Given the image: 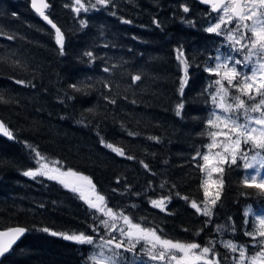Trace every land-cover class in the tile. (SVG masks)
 I'll return each instance as SVG.
<instances>
[{"label": "trees", "instance_id": "1", "mask_svg": "<svg viewBox=\"0 0 264 264\" xmlns=\"http://www.w3.org/2000/svg\"><path fill=\"white\" fill-rule=\"evenodd\" d=\"M47 2L63 54L28 0H0V119L13 136H0V228L26 229L0 264H85L86 245L59 234H95L96 211L79 193L24 175L37 152L88 177L107 207L165 239L212 241L220 262L229 256L220 240L250 252L243 209L264 205V193L243 185L239 161L222 165L211 218L191 207L203 199L197 153L210 131L207 87L214 76L204 69L221 45L204 29L205 7L195 0H82L88 10L76 13L74 0ZM178 50L188 61L183 92ZM162 198L164 211L150 202Z\"/></svg>", "mask_w": 264, "mask_h": 264}, {"label": "snow or ice", "instance_id": "2", "mask_svg": "<svg viewBox=\"0 0 264 264\" xmlns=\"http://www.w3.org/2000/svg\"><path fill=\"white\" fill-rule=\"evenodd\" d=\"M31 3L36 12L52 24V21L45 15L44 10L49 7L45 0H31ZM108 3L109 0H96L98 5H107ZM201 3L210 5L211 11L217 13V22L211 24L206 31L219 36L225 35V29H227L226 39L233 46L231 51L246 50L243 60L234 59L232 56L221 59V56L218 55L215 58L217 61L215 67L204 69L218 77L214 81L215 91L210 95L214 109L219 111L212 112V118L208 120V125L210 128L219 129V131L209 132L212 141L207 145L210 150L209 154L197 153V156H200L204 161L203 165L198 166L201 172L206 173L205 179L201 182L204 201L200 203L192 201L191 207L197 213L211 218L212 207L219 201L223 189V180L213 179V174L224 172L225 169L221 165L230 163L239 166L238 161H243L242 167L246 172L242 181L243 185L264 193V175H262V170H264V0H201ZM74 5L72 10L76 13L88 10L82 0H74ZM184 11L187 12L188 8L185 7ZM232 24L235 25L234 28H227ZM81 26H84L83 20ZM52 27L56 29V43L61 46V54H63V35L55 24H52ZM11 38L9 37V39ZM236 45L239 47H235ZM86 54L92 55L91 53ZM253 57H255L254 61ZM177 59L185 73L184 78L180 81V90L183 92L187 81L188 61L184 58L182 50H178ZM229 60L233 61L231 65L228 64ZM237 66L248 67L250 74L241 72ZM104 70L108 71L107 68ZM139 79V76L133 77L134 81ZM225 82H227L226 85ZM17 83L23 82L17 81ZM230 89H235L239 95L231 94ZM243 97H247V100L252 103H247ZM182 107V104L178 105L177 115L180 114L179 109ZM252 113L256 115H251ZM241 118L243 122H241ZM0 133L12 138V133L3 123H0ZM220 137L223 139H219ZM101 143L118 155H124L122 149L106 144L103 140ZM216 148L221 150L212 153L211 150ZM33 151L35 150L33 149ZM249 152H253V154L249 155ZM36 155L39 167L36 170L24 172L25 176L35 178L37 175H44L48 179L57 180L65 188L79 193L80 199L84 200L89 208L95 209L97 213L106 217V219L100 220V225L106 230L108 238L101 237L102 243L98 246L102 250L107 248L111 255L105 256L103 251L94 254L90 257L93 264H119L117 259L121 256L119 250L132 252L141 242L147 246L145 252L149 260L157 261L159 264H220V261L216 259L217 253L214 251V247L201 246L196 242H180L163 238L156 229L134 223L132 218L123 212L117 213L107 207L105 197L96 193L95 185L88 177L72 170L61 171L58 167H49L47 163H40L44 159L40 153L37 152ZM128 158L132 159V157ZM145 167L147 168V165ZM212 189L215 190L212 191ZM92 196L95 197V200L91 198ZM167 199L162 198L150 202L153 207L164 211ZM184 199L187 200V197ZM201 203L203 207H201ZM251 211L249 208L244 215L249 216ZM118 220H122L126 227L118 228L116 223ZM257 220L259 227L253 232H245V235L252 237L253 240H256L257 237L264 238V216L257 217ZM245 223L247 224L248 221L246 220ZM222 227L217 226V230L219 231ZM25 231L26 229L22 227H16L6 232H0V256L7 253ZM43 231L49 230L45 228ZM115 232H119V237L113 234ZM51 234L58 235L55 232ZM59 235H62L65 240L80 244L91 245L94 243V237L84 233ZM258 243L264 245V239L259 240ZM209 244L211 245L212 241H209ZM224 247L233 252L238 250L237 245L231 241L224 242ZM239 253L240 260L237 261V264H243L245 260L248 261V264H264V247L251 257L246 255L244 246H240Z\"/></svg>", "mask_w": 264, "mask_h": 264}, {"label": "rangeland", "instance_id": "3", "mask_svg": "<svg viewBox=\"0 0 264 264\" xmlns=\"http://www.w3.org/2000/svg\"><path fill=\"white\" fill-rule=\"evenodd\" d=\"M216 17H217V13L212 15V16H208L206 18V21L204 22V29L206 30L211 24H214L217 22L216 20ZM235 25L232 24V25H228L227 28H234ZM226 31L227 29H225V35H219L220 36V40H221V45L218 47V49L216 50V52L214 53V55L212 56L211 58V62L210 64L206 65V67H215L217 61H216V57L219 55L221 56V59H225L226 57L228 56H232L234 59H240V60H243L244 58V55H246V50H243V51H240V52H233L231 51V48L233 47L232 45L229 44V42L227 41L226 39ZM235 47H239L238 45H236ZM255 60V57H253V61ZM233 63L232 60H229L228 61V64L231 65ZM205 67V68H206ZM241 72L243 73H249L250 74V70L248 67H243V66H237ZM213 79L208 83V87H207V91H208V95H209V101H210V114L208 116V119L207 121L212 118V112L213 111H219L217 109H214V106H213V103H212V100H211V95L210 93L214 92L215 91V88L216 86L214 85V81L216 79H218V77H216L215 75H213ZM182 78H184V74L182 76ZM227 82H225V85H226ZM211 86V87H210ZM230 92L231 94L233 95H239L238 92H236L235 89H230ZM247 103L251 104L252 101H248L247 100V97H243ZM251 115H256L255 113H252ZM241 122H243V119L241 118ZM210 131H219V129H216V128H210ZM209 131V132H210ZM219 139H223V137H220ZM212 141H211V137L210 135L208 136V139H207V142L205 143L204 145V148L201 152V154H209V149L207 147L208 144H210ZM245 147H249V146H245ZM221 149L219 148H216V149H212L211 152L214 153L216 151H220ZM253 152H249V155H252ZM44 158V157H43ZM37 155L35 156L34 160H35V165L33 166V168L31 170H36L38 167H39V164L37 163ZM40 163H47L49 165V167H58L56 165V163H54L53 161H49V160H46L45 158L43 160L40 161ZM241 167H242V164H243V161H239ZM204 164V161L202 160V158L199 156V165H203ZM222 166V165H221ZM243 169V167H242ZM61 171H64L60 168ZM249 172L251 170H248ZM246 172H245V169H243V176H245ZM262 175H264V170H262ZM30 177V176H28ZM206 177V173L202 172V180L205 179ZM33 178V177H31ZM44 178H47V176H44V175H37L34 179H44ZM213 179H217L219 180L220 179V174H213ZM215 189H212V191H214ZM86 194H88L86 192ZM93 200H95V197L92 196L91 197ZM160 200V199H159ZM204 201V195H203V199L200 201V202H203ZM198 202V203H200ZM87 204V203H86ZM88 206V204H87ZM201 207H203V204L201 203ZM89 208V207H88ZM249 206L245 207L243 209V214L245 213L246 210H248ZM90 211H92L91 208H89ZM251 213L249 214V216H245L244 215V220L248 221V224H249V232H253L254 230H256L258 227H259V224H258V220H257V217L259 216H264V205H261L260 208L258 209H252L251 208ZM196 211V210H195ZM101 219H106V217L102 216L100 213H97L96 212V217H95V213L93 215V220H94V223H93V226L92 229L96 228L95 230V234H93L92 236L94 237V243L89 245V244H83V245H86L87 247V250H86V253L84 255V263L85 264H93V261L90 259V257L94 254H98L100 253L101 251L104 252V255L105 256H108V255H111V253L108 251L107 248H104L103 250L98 246L100 243H102L101 241V237H104L105 239L108 238V235L106 234V230L104 229V227L102 225H100V220ZM117 226L118 228L119 227H126L122 220H118L117 222ZM71 234H79V233H71ZM69 234V235H71ZM115 235H117L119 237V232H115L113 233ZM252 238V237H251ZM261 239H264V238H261V237H257L256 240H253L251 239V244L253 243L254 245H252L251 247V251L250 252H247V247H245L246 249V255L251 257L253 255H255L256 252L260 251V249L262 247H264V245L262 244H259V243H256V241H259ZM226 241H229V240H220V243L224 246V242ZM232 243H234L235 245H237V251L236 252H233L229 249V256L224 259V261L220 262V264H237V261L240 260V253H239V248L240 246H243V245H239L238 243L236 242H233L231 241ZM80 244V243H78ZM203 246H208V247H212V244L210 245L209 243L206 244V245H203ZM146 245L143 244V242H141L140 244H137L136 248L132 251V252H127V251H124L123 249H120L119 251L121 252V256L118 257V261H119V264H132V263H143V264H159V262L157 261H151L149 260L148 256L146 255ZM211 256V254H209ZM217 259V257H216ZM243 264H248V261L245 260L243 261Z\"/></svg>", "mask_w": 264, "mask_h": 264}, {"label": "water", "instance_id": "4", "mask_svg": "<svg viewBox=\"0 0 264 264\" xmlns=\"http://www.w3.org/2000/svg\"><path fill=\"white\" fill-rule=\"evenodd\" d=\"M199 2H201V0H198ZM45 2L48 4V2L45 0ZM28 3H29V7H30V9L34 12V13H36L38 16H39V18L47 25V26H49L50 28H52L55 32H56V29L55 28H53L52 27V24H54L53 22H52V24H50V23H48V21H46L43 17H41L37 12H36V10L32 7V3H31V0H28ZM204 4V3H203ZM205 5H207V4H205ZM44 11H46V9L44 10ZM46 15V14H45ZM48 19L49 20H51L49 17H48ZM57 27V26H56ZM58 28V27H57ZM0 123H3V121L0 119ZM4 124V123H3ZM5 125V124H4ZM6 127V126H5ZM0 136H2V137H5V138H8V139H13V136H12V138H9L8 136H6V135H3L2 133H0ZM16 227H22V228H24L23 226H19V225H10V226H7V227H3V228H0V232H6V231H8L9 229H11V228H16ZM25 229V228H24ZM26 232V231H25ZM25 232L16 240V242L12 245V247L21 239V237L25 234ZM11 247V248H12ZM10 248V249H11ZM6 254V253H5ZM4 254V255H5ZM1 258H2V256H0V260H1Z\"/></svg>", "mask_w": 264, "mask_h": 264}, {"label": "flooded vegetation", "instance_id": "5", "mask_svg": "<svg viewBox=\"0 0 264 264\" xmlns=\"http://www.w3.org/2000/svg\"><path fill=\"white\" fill-rule=\"evenodd\" d=\"M195 1H196V0H195ZM198 4H200V3H198ZM200 5H202V4H200ZM202 6H204L205 9H206L208 12H210V7H209V6H205V5H202Z\"/></svg>", "mask_w": 264, "mask_h": 264}]
</instances>
